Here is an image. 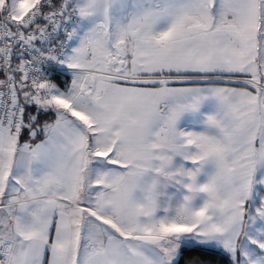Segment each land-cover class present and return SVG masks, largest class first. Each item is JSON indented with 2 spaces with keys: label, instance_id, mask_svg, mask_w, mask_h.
Listing matches in <instances>:
<instances>
[{
  "label": "snow or ice",
  "instance_id": "obj_1",
  "mask_svg": "<svg viewBox=\"0 0 264 264\" xmlns=\"http://www.w3.org/2000/svg\"><path fill=\"white\" fill-rule=\"evenodd\" d=\"M0 264H264V0H0Z\"/></svg>",
  "mask_w": 264,
  "mask_h": 264
}]
</instances>
